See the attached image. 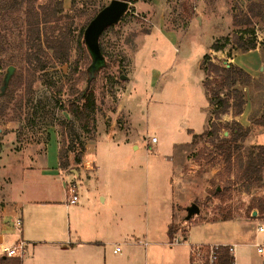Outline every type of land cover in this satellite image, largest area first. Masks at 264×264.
I'll return each mask as SVG.
<instances>
[{
	"label": "rangeland",
	"instance_id": "obj_1",
	"mask_svg": "<svg viewBox=\"0 0 264 264\" xmlns=\"http://www.w3.org/2000/svg\"><path fill=\"white\" fill-rule=\"evenodd\" d=\"M5 1L9 0L0 3ZM46 1L27 0L18 9L0 12V88L7 68L14 67L0 95V190L12 184L9 175L14 166L28 163V146L41 145L49 135L51 144L54 135L60 148L72 149L66 170L79 168L76 153L89 144V156L98 167L94 174H81L78 179L67 173L64 177L76 184L78 205L64 213L54 210L56 206L47 210L36 204L44 221L53 217V223L62 222L72 233L77 223L96 219V211L101 215L109 211L107 240L118 242L126 235L123 240L135 242L138 256L134 264H188L190 246L214 245L211 242L216 241L235 246L237 264H264V255L253 247L255 226L264 220V214L253 217L248 209L263 196V189L250 187L246 191L234 180L249 148L264 145V128L251 123L264 112V0L128 1L120 20L99 37L104 65L90 81L95 110L83 122L66 111L67 104L87 87L86 70L91 64L78 35L85 22L111 0H62L63 11L56 23L70 32L69 59L58 64L45 48L42 61L31 65L26 60L27 24L35 13L43 11ZM44 28L42 35H49V26ZM252 38L254 49L244 52L237 48L240 39ZM214 43L225 46L213 51ZM204 55L217 66L231 63L239 67L247 60L257 61L251 76L254 81L235 86L243 94L242 112L248 115L249 133L231 144L240 146L233 150L229 162L218 154L216 145L228 137L234 122L239 123L234 118L240 115L233 116L229 110L215 118L208 97L221 78L212 66L202 69ZM227 92L222 88L220 97H226ZM121 101L124 111L119 108ZM125 111L130 114V127ZM68 120L76 140L66 131ZM214 126L216 137L207 134ZM186 128L197 134L189 138ZM111 129L118 133L110 136ZM151 137L157 143L150 142L148 147L146 140ZM186 145L187 159L181 168L184 191L173 165ZM56 187L61 188L58 180ZM215 188L221 192L218 197L213 196ZM107 190L118 203L114 212L113 201L104 206L100 202ZM192 203L199 213L185 221V208ZM111 212L116 214L111 216ZM255 219L258 221H249ZM146 228L149 235L145 239ZM169 228L178 232L172 239ZM175 239L180 244L171 245ZM143 240L150 242L145 249Z\"/></svg>",
	"mask_w": 264,
	"mask_h": 264
},
{
	"label": "crops",
	"instance_id": "obj_2",
	"mask_svg": "<svg viewBox=\"0 0 264 264\" xmlns=\"http://www.w3.org/2000/svg\"><path fill=\"white\" fill-rule=\"evenodd\" d=\"M256 65V59H252L239 64V67L254 77L253 71ZM119 108L124 111L123 101L119 103ZM125 113L128 116V127H130V114L128 111H125ZM234 120L238 121L244 127H249L248 115L245 113V110L240 116L235 117ZM186 130L189 138H192L191 136L193 134H197L194 133L193 128H186ZM128 131L129 129L125 135L128 134ZM108 133L111 136V134L115 135L118 131L111 129ZM52 140L54 144H51V135H49V139L41 145L33 144L28 146V151L25 152L28 157V163L22 162L14 166L9 175L12 184L0 190V247L2 245H7L9 243L8 240H10L12 245L20 240L25 244L24 254L21 257L7 258L11 260L19 259L20 264H134L138 256L134 248L135 242L123 240L126 235L122 236L118 242H109L107 240L110 232V229H108L109 211L104 215L98 214L96 211L98 216L96 219L87 218L84 220L83 225L82 222L77 223V227L72 230V233L68 227H62V222L53 223V217H46L48 222L44 221L42 217H39L42 213L39 212L36 204H41V206H43L42 208H48L47 210H51L53 209L52 206H56L54 210H64V213L70 207L78 205L79 198L77 203L73 205L67 204L68 196L65 185L71 182V180L64 181V177L67 173L80 179L81 174L89 177L91 174H94L98 168L92 157L89 156V144H86L80 162L76 163L79 168L76 170L68 169L63 171L60 169L58 161V152L60 149L59 142L54 135ZM125 140L128 141L127 138ZM186 144H190V142ZM150 145V141L146 140V146L150 147ZM134 148H136V146H134ZM188 149L189 146L186 145V150L181 152L178 156L179 158L176 159L177 161L173 165V169L177 170L178 177L180 178L181 184L179 188L180 190L184 189V191H186V189L181 181V168L186 162ZM57 180L60 182L61 188L56 187ZM32 189L35 190L33 191ZM108 190L105 191L104 194H101L100 202L103 204L102 206H104L108 200L109 202L113 201L112 203L115 206L111 211L114 212L118 207V203ZM76 208L81 207L78 206ZM169 209L172 213L174 212L175 208L172 203H170ZM73 210L75 209H72V211ZM251 212L255 213L253 217L258 214L257 210L254 209L251 210ZM114 214L116 213L111 212V216ZM42 216L45 218L44 215ZM15 217H19L22 223L19 230L12 227V220ZM249 221L255 222L258 220ZM56 224L59 226H55ZM145 230L144 237L146 239V235H149V230L148 228ZM114 232L116 233V231ZM177 233L178 232L175 234ZM185 233L182 235V238L186 241L187 236ZM148 243L144 241L141 245L145 249ZM211 243L221 246L227 245L220 241ZM176 244H180V242ZM185 245L189 247L190 243L186 242ZM115 247L120 248L118 253H113ZM110 257L116 259L110 262Z\"/></svg>",
	"mask_w": 264,
	"mask_h": 264
},
{
	"label": "trees",
	"instance_id": "obj_3",
	"mask_svg": "<svg viewBox=\"0 0 264 264\" xmlns=\"http://www.w3.org/2000/svg\"><path fill=\"white\" fill-rule=\"evenodd\" d=\"M26 1L27 0H9L1 2L0 12L18 9ZM42 8L43 11L41 13H35V18H33V20L31 22H28L27 24V31L29 35H27L25 39L26 60L31 65L34 62L37 65L42 61V54H44V49L46 48L51 50L52 59L54 61H56L58 64H65L69 59L70 32L64 25H58L56 23L60 20L61 13L63 11L62 0H47ZM93 16L85 22V25L80 29L78 35V43L81 49L87 52L88 50L83 41V32ZM47 25L51 29V33L49 35L45 33L42 35V30L45 29L44 27ZM224 46L225 45L222 46L214 43L211 45V49L213 51H219L223 49ZM255 47V38H252L250 40L240 39L237 42V48L244 52L252 50ZM207 65L212 66L215 69L217 75H219L221 78L217 90L213 91V95L211 97H208V103L214 106L213 114L215 118L219 119L220 115L227 113L229 110L232 111L233 116L240 115L243 111L245 101L242 92L235 86L237 84L248 85L251 81H254V79L240 67L234 66L231 63H228L227 66H217L210 61L208 55H204L202 69H206V67H208ZM86 73L87 87L79 93L76 100L70 101L67 104L68 110L66 109L67 112L72 113L75 119L80 122L86 121L95 110L94 95L88 89L90 85V82H88L89 67L86 70ZM93 77L90 79V81L93 79ZM204 84L205 81L203 83V86ZM222 88L228 89V92L225 95L226 97L224 98L220 97ZM230 100H232V102H230ZM251 123L252 125L264 128V112L259 118L252 120ZM66 131L70 134L72 139H77V135L72 128V123L69 120L66 122ZM248 133L249 127L244 128L239 123L234 122V125L232 126L231 132L229 133L228 137H223L221 141L216 145V151L220 156L224 158L226 162H229L233 150L239 149L240 146L231 144L237 143L239 140H244ZM207 134L216 137L217 128L215 127L213 131H209ZM70 151H72V149L69 147H67L66 149H59V167L63 171L69 167L67 154ZM83 151L84 148L83 146H81L76 153V162H80ZM234 180L236 183L240 182L246 189V191H248L250 187L263 189V196L251 203L248 206V209L251 212V210L255 208L259 216L264 214V145H258L256 147L249 148L246 160L240 162L238 165L237 172L234 175ZM212 193L214 197H218L221 195V192H218L216 188ZM173 234V230L169 228L168 236L170 239L173 238ZM220 260L221 264H231V258L228 256L225 249H222ZM0 264H20V261L19 259L11 260L7 257H0Z\"/></svg>",
	"mask_w": 264,
	"mask_h": 264
},
{
	"label": "built area",
	"instance_id": "obj_4",
	"mask_svg": "<svg viewBox=\"0 0 264 264\" xmlns=\"http://www.w3.org/2000/svg\"><path fill=\"white\" fill-rule=\"evenodd\" d=\"M150 142L156 143L155 137L150 138ZM65 190L67 193V204L73 205L78 201L77 186L71 181L66 183ZM21 220L19 217H15L12 220V227L19 230L21 228ZM256 239L253 243L255 252L259 255H264V220L259 221L255 227ZM179 241L177 239L173 240L170 244H176ZM24 242L22 240L16 242L15 244L8 246L2 245L0 247V252L5 257H21L24 252ZM146 245V244H144ZM222 249L227 251L228 256L231 258V264H237L234 259L235 246H221V245H194L189 248V264H221L220 257L222 255ZM120 251L119 247L113 249V253H118Z\"/></svg>",
	"mask_w": 264,
	"mask_h": 264
},
{
	"label": "water",
	"instance_id": "obj_5",
	"mask_svg": "<svg viewBox=\"0 0 264 264\" xmlns=\"http://www.w3.org/2000/svg\"><path fill=\"white\" fill-rule=\"evenodd\" d=\"M129 2L125 0H111L108 4L103 6L89 21L83 32V41L86 45L88 53L91 57V64L89 65V80L94 76V72L100 66L104 65V56L99 48V37L101 33L109 26L116 24L122 15L127 11ZM227 66V65H226ZM14 71L13 66H9L5 73L0 88V95L4 93L10 77ZM121 79H126L121 76ZM216 190H219L217 188ZM186 215L185 221L189 220L192 216L199 213V208L196 204L192 203L185 208ZM255 213H252L254 216Z\"/></svg>",
	"mask_w": 264,
	"mask_h": 264
}]
</instances>
